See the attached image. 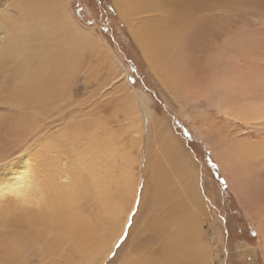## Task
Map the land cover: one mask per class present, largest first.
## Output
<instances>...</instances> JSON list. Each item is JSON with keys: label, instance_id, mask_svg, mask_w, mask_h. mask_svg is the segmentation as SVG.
<instances>
[{"label": "bare ground", "instance_id": "bare-ground-1", "mask_svg": "<svg viewBox=\"0 0 264 264\" xmlns=\"http://www.w3.org/2000/svg\"><path fill=\"white\" fill-rule=\"evenodd\" d=\"M220 1L227 0H113L116 13L125 21L151 70L166 89L169 87L175 96L184 99L194 98L199 91L186 94L184 89L176 87L175 81L185 74L190 56L196 60L198 55L193 50L201 40L205 41L199 36L205 30L204 20L194 21L192 31L188 20L207 12L210 4ZM254 1L264 7V0ZM65 4L69 6L66 8ZM190 32H195L197 40L188 51L191 53L184 52L187 59L183 60L184 53L177 46L176 38ZM179 60L182 61L180 71L175 77H169L166 72L171 71H167V65L174 61L179 63ZM80 81L87 94L82 92V96L77 97ZM200 94L205 98L210 96L206 92ZM113 99L123 118L127 122L130 120L128 128L137 127V146L141 141L139 133L144 128L147 136H159L153 146V155L148 148L151 145H147L146 165L149 170L153 168L155 177L152 211L159 208V202L163 203L158 218L154 217L149 223L153 224L151 231L145 225L138 229L120 264H174L178 258L180 264H210L205 238L201 234L203 229L200 230L206 209L197 185L199 171L170 128L150 110L147 98L138 97L128 81L126 67L113 49L95 27H88L78 19L71 0H0V109L4 110L0 116L7 117L0 121V160L4 161L0 163V211L10 209L6 202L12 198L20 202L16 200L18 205L30 202L27 211L18 208L17 216L4 213L14 221L44 223L91 238L96 258L103 259L120 236L133 208L138 181L134 176L130 177L129 208L116 226L113 217L120 204L115 191L110 192L108 187H100L97 193L89 190L92 200L87 210L75 200L81 195L79 191L87 179H92L91 188L97 189V176L93 179L96 153L113 143V129L104 121L106 117L103 119L97 114L105 104L104 100L115 105ZM216 104L221 110V103ZM222 113L229 115L227 111ZM198 118L200 124H195V128L221 164L222 173L228 177L234 194L239 187L244 190L247 200L253 188L255 195L263 199L264 139L259 143L247 138L237 142L238 150L235 151H238L239 163L255 162L258 165L257 178L244 183L245 186L250 185L249 182L253 184L251 189L246 187L247 193L242 182L231 174L229 159L222 154L224 147L210 139V134L217 132L229 136L223 126L216 123L222 118L216 120L207 113ZM224 119L230 122L228 117ZM24 138L28 142L17 150ZM120 158L125 160V154L121 152ZM225 160L227 171L223 166ZM26 193H30L29 198ZM68 210L72 211L73 217L66 216ZM247 213L253 218L264 252V226L250 211ZM108 228L110 236L106 237ZM52 234L49 232L47 237L51 238ZM156 240H166L161 245L160 259L155 256L158 250L150 246ZM18 251L25 252L29 259L33 255L25 246Z\"/></svg>", "mask_w": 264, "mask_h": 264}, {"label": "rangeland", "instance_id": "rangeland-1", "mask_svg": "<svg viewBox=\"0 0 264 264\" xmlns=\"http://www.w3.org/2000/svg\"><path fill=\"white\" fill-rule=\"evenodd\" d=\"M94 2L95 11H93L88 0H71L73 9L75 6H79V10L75 11L78 19L88 27H95V31L113 49L120 62L126 67L128 81L135 89L138 97L141 98L143 95L147 98L150 110L162 120L164 126L167 125L166 127L170 128L172 134L181 142L180 145L183 150L188 152L191 161L199 171L197 185L206 209V216L202 221L200 230L203 229L201 234L205 238L204 244L209 252V263L264 264V252L260 248L261 239L259 234L256 237L249 235V229L257 233L258 231L255 229L253 218L247 213L250 211L264 226V197L262 199L260 195H255L251 182H249L250 185L245 186L244 184L246 181L248 183V180L257 178L258 165L255 162L247 165L240 164L238 151H235L237 142L243 141L244 138L249 141L253 140L255 143H259L262 138L264 139V7L254 0H227L224 3L220 1L210 4L207 12L196 14L188 20V27L192 31L191 28H195V24L192 23L202 18L205 22L206 31L204 30L199 35L201 36L200 40L204 38L205 41L201 40L200 45L193 50V53L198 55L196 60L193 61L191 55L189 65L185 66L188 68L184 71V73L192 74V86L199 93L194 98L184 99L175 96L169 91L168 86L169 89H166L163 81L151 70L149 62L144 57L137 42L133 40L125 21H122L116 13L113 0H94ZM213 29L215 30L213 31ZM182 56L184 57L183 60L187 59L185 53ZM213 57H216V60ZM220 58L221 61L218 62L217 60ZM180 61L179 63L174 61L173 64L169 62L167 71H171V73L166 72L169 77H175L182 62ZM236 70L239 76L236 75ZM203 71L206 75L203 74ZM202 74L203 76H201ZM227 74L232 75L228 76ZM232 76L234 77L232 78ZM211 80L219 81L222 85L216 88V91L210 89L207 85ZM79 85L81 86L76 91L77 97L82 96V92L87 91L82 89L81 81ZM201 92L204 95L205 92L209 94V98L202 96ZM213 94L214 96H212ZM113 100L115 105L104 100L103 104H105L102 105L97 114L103 119L106 117L107 119L105 118L104 121L113 129V143L108 147L100 148L96 153L93 179L97 176V189L91 188L92 179H87L85 186L79 191L81 195L75 201H78V204L87 210L88 204L92 200L89 190L97 193L100 187H108L110 192L115 191V196L119 199L118 203L120 204L113 217L116 218L113 222V225L116 226V222L118 221V225L124 216L123 212L129 208L130 177L136 178L138 184H135L137 190L133 208L130 209V214L125 222L128 228L124 229L123 227L122 230L127 232L120 253V259H123V256L128 254L129 242L135 237V233L143 225L151 231L150 227L153 224L149 223L154 217V219L158 218V212L163 205L162 202H159V208L157 210L154 208L155 210L152 211L153 196L155 197L153 187L155 177L153 168L149 170L146 165L147 145H151L148 148L152 150L151 154L153 155V146L158 142L159 136H147V129L144 128L139 133L141 141L140 145L137 146L135 142L136 137H138L137 127L128 128L127 124L130 123V120L127 122L123 118L115 99ZM218 102L222 104H220L221 110L215 106ZM157 108L162 111L158 112ZM222 110L227 111L229 115L226 116ZM202 113H207L216 120L222 118V121L216 123L222 125L233 139L234 144L224 150L222 154H226L231 164V174L236 175L242 182L241 185L245 186V190L247 186L252 188L247 197V200L251 201V210L242 206L230 186L227 191L218 186L217 182L225 175L222 173L221 167L220 171L217 172L212 168L211 163L207 162L208 158L205 153H210L212 162L218 163L208 144L195 128V124H200L198 117ZM227 117L230 122L225 121L224 118L227 119ZM187 132H191V135H187ZM150 139L151 142L148 143ZM121 152L126 156L123 161L120 158ZM125 173L126 177H124ZM247 177L251 179H247ZM257 181L259 180L257 179ZM26 195L28 198L30 197V193H26ZM16 200L14 198L7 200L6 203L11 207L4 211L5 213L17 216L18 208L22 211H27L30 208V202L28 205L22 203L18 205ZM137 200H139L138 206ZM66 216L73 217L72 211L68 210ZM222 217H227V219H222ZM106 231V237H109L110 228ZM165 241L156 240L154 245H150L158 250L155 252L157 259L161 258V245ZM102 247L99 246V248ZM178 260L175 259L174 264H178L180 262Z\"/></svg>", "mask_w": 264, "mask_h": 264}, {"label": "snow or ice", "instance_id": "snow-or-ice-1", "mask_svg": "<svg viewBox=\"0 0 264 264\" xmlns=\"http://www.w3.org/2000/svg\"><path fill=\"white\" fill-rule=\"evenodd\" d=\"M89 4L91 5L93 11H95V2L94 0H88ZM69 5L65 4V7L67 8ZM79 6L74 7V11H78ZM197 37L195 32H190L188 34H181L176 38L177 46L183 51L188 52L191 50L192 46L196 43ZM192 79L193 76L191 73H185L183 76L178 77L175 81L176 87L184 89L186 91V94H192L196 91V89L192 86ZM219 81H209L207 87L210 89H216L220 87ZM4 111L3 109H0V112ZM158 112H161L159 108H157ZM168 118V117H165ZM7 117L0 116V121L6 120ZM187 135H191V132H187ZM210 139L215 142V144L222 145L225 150H227L231 145L234 144V141L230 136H225L221 133H211ZM28 142L27 138H24L20 141V143L17 145V150L20 147H23ZM207 156V162L211 163V166L213 169H215L217 172L220 171L221 164L212 162L211 160V154L205 153ZM3 160H0V163H3ZM224 168L225 171L228 170V163L227 160L224 162ZM218 186L222 188L224 191H227L229 188V181L228 177L224 176L221 178L218 182ZM236 187V185H233ZM236 199L240 201L241 204L244 205L245 208H248L251 210V201L245 199V192L243 189L237 187L236 188ZM262 196H264V193H262ZM139 204V200H137V206ZM222 219H227V217H222ZM0 222L3 223H13L15 222L13 218L10 215H6L3 211H0ZM125 229L128 228V225L125 224ZM249 235L252 237H256L258 235L257 232L249 229ZM127 232L122 231L120 236L117 238V242L111 245L108 248L107 253L103 256V259H97L96 258V249L94 247V241L91 238L84 237V242L78 243L73 246V250L63 256L62 258L66 261V264H120V253L122 250V242L126 239ZM56 236L53 233L51 238L44 237L42 239L36 238L33 240L34 243L38 244L37 248H31L28 247V241L21 240V244H23L29 252H31L33 255L31 256V259H29L27 256L26 259L33 260V259H40L48 249L52 247L54 243H56ZM262 246H264V242H262ZM115 249V251H113Z\"/></svg>", "mask_w": 264, "mask_h": 264}, {"label": "clouds", "instance_id": "clouds-1", "mask_svg": "<svg viewBox=\"0 0 264 264\" xmlns=\"http://www.w3.org/2000/svg\"><path fill=\"white\" fill-rule=\"evenodd\" d=\"M52 232L57 240L40 259H26L25 253L19 252L21 240L28 241V247L37 248L33 240L42 239ZM84 236L70 230L39 222H0V264H66L62 258L73 250V246L84 242Z\"/></svg>", "mask_w": 264, "mask_h": 264}]
</instances>
